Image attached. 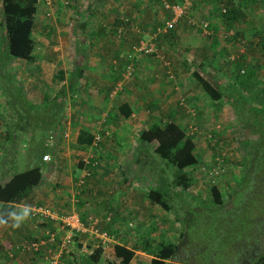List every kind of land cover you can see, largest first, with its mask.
<instances>
[{
	"label": "rangeland",
	"instance_id": "374dc122",
	"mask_svg": "<svg viewBox=\"0 0 264 264\" xmlns=\"http://www.w3.org/2000/svg\"><path fill=\"white\" fill-rule=\"evenodd\" d=\"M190 1L187 11L185 12L186 15L178 19L173 29L162 34L155 33L156 27L166 18H169L171 13L163 7L161 0H103L101 3L95 0H53L49 9L50 13H47L45 0H38V10L35 17L36 21L32 29V37L34 39L33 58L22 59L13 57L1 68L0 74H10V72L12 73L13 71L14 75L11 76V79H52L54 82L53 88L50 90V96L52 97L57 93L60 87L58 83L60 79H67L68 73L75 66L80 65L84 58L86 61L90 60L88 59L90 56L89 52L87 57V55L84 56L79 50L81 37L84 39V44L86 43L85 47H87L89 43H91V45H99L107 42L112 43V38L119 39L127 48L131 46L128 54L131 53L134 56H144L147 54L135 52L132 50V47L133 44L139 41L138 39L140 36L145 35L146 38L143 39L157 41V46L159 45L158 49H162V51H157L158 54H162L164 59L169 63L170 71H168V75L170 74V76L176 73L178 69L177 66L193 65L192 47H197L196 44H200V47L207 46L203 55H207L211 51H216V56L212 59V62H210L212 64L208 73L212 74L211 70H213V74L219 77V79H211L212 82H217L219 84L217 89L220 91L221 97L217 100L206 96V92L202 89L199 82L196 83L193 79H185L186 76L182 79H168V86L170 87L169 97L171 99L169 106L175 103V106L178 108L180 104H178L179 100L181 103H184L185 112L182 116L180 115V124L185 127L187 133L192 135L196 140L194 151L197 156V162L192 166L186 167V171L192 178L189 184L183 188L179 185H171L168 201L172 209L168 210L158 206L159 212H156L153 208L151 210L152 212H149L154 202L148 196L146 190L158 184V181L154 179H156L160 173L166 177V180L163 181L162 184L166 183V181L169 183L171 177L175 175L174 166L166 163V160L160 158L156 153L154 154L155 157L149 155V153L154 151L153 145L145 147L147 149L143 148V152L137 151L138 146H136V152L132 148H130L132 150L128 149L130 150L128 152L123 151L121 155H125L127 158L126 160L124 159L122 164L129 165V169L132 170L130 171L131 175L129 174L130 177L138 173L143 176L148 173L149 176H151L150 179L147 178L146 180L139 177L141 180L135 181L137 183L135 186L141 187V189L146 192L144 193V197L148 203L145 206H138L136 213L137 221L134 220V224L136 227L139 226L142 231L147 228L146 231L149 230V233L154 232L151 240L156 249L159 248L158 246L162 242L178 238L179 243L177 242V246L180 248L178 250V256L183 259L187 258L184 259V263L182 264H194L198 262L199 259H195L197 258L195 253L194 256H191L193 250L194 252H198L199 258L202 259V255L200 254L203 253L204 255L209 253V251L212 253L213 248L215 249L214 253L216 255L215 258H213L210 254L211 262L215 261L216 264L217 262L222 264H246L249 260H253V254H264V191L262 190L260 193L247 191L245 192L246 194H240L242 196H236V201H234V199L230 201L227 195L233 187L236 188L238 186L237 182L240 174L238 159H242V156L247 153V138H255L257 135L255 133H250L245 126L237 125L242 122H238L235 118V114L232 111V104L230 105V100L226 95V87L228 82L233 80L234 77L240 76V74H236L237 72L242 73V76L248 74L249 78L252 79L253 84L249 86L248 90L254 102L258 100V95L262 92L261 90L263 89L264 91V5L260 0H232V2L230 0ZM229 4H231V6L235 4L237 6L239 5V9L241 10L239 14L236 15L234 21L221 14L222 7L224 5L227 7ZM84 19L88 20V24H84L83 26L82 23ZM188 19L192 21H188ZM200 19H205L209 22L210 34H206V32L202 31V29L197 26ZM95 23L97 24L96 26ZM103 23L107 25V32L103 33L102 30V34L99 33L100 28H98V25H102ZM184 26L191 28L186 29L183 28ZM119 27L123 28L122 32H118ZM187 30H189V35H184L183 33ZM235 30L240 31V34L237 35L236 38L233 36ZM85 33L88 35H85ZM148 33H150V35L146 36ZM100 34L103 36L101 37ZM158 34L160 35L155 39V36ZM3 35L4 29L0 27V49L6 50V42ZM98 36L99 39L97 38ZM102 41L104 42L101 43ZM160 44L163 48H160ZM221 47H223L222 50H224V53L220 52V54H217V51H219ZM243 48L244 50L242 52L241 49ZM246 52L252 55H250L249 64L253 63L257 67L255 66L254 68L252 66L253 68H246L244 65H238L236 60L240 59ZM182 55L189 57L188 59L186 58L188 63H183L181 61ZM203 55L199 54L198 56L202 58ZM88 65L89 64L83 66V76L79 79H96L92 78V75H89ZM218 65L220 66L218 67ZM242 67H245L243 72L241 71ZM134 68L135 62L132 63V60H130L127 66L125 65L124 69L121 71L125 73V70L132 69V73L129 75L120 73V78L116 79H134L136 75V69L134 70ZM104 72L105 79L112 78V70H110L108 66L105 68ZM189 73L190 72H184L183 74L186 75ZM144 80L145 79H136L138 83ZM4 84L6 83L3 82V85ZM214 84L216 85V83ZM16 85L14 91L7 90L10 99H8L6 112L7 116H10L9 118H13L11 117L12 111L17 107L18 111L15 110L14 112V123L18 122L16 121V116H20L22 118L21 120L27 126L25 129L27 132H10L12 135L13 133H19L22 137L26 136V141L30 147L32 142L27 140V134H30L31 129L28 128H32L35 134L43 130L41 125L44 124L46 119H49V115L54 113V111L59 112L58 117L65 111H67L65 114L69 116L68 114H71V111H73L69 105L77 102V98H79L78 95H74L73 92V94L71 93L69 95V100H67L66 104L61 101L62 105H58L55 109L50 98L42 100L36 99L35 96H38L37 93H35L34 96V93L30 94L26 89L19 88L18 85ZM122 89L118 88L116 92L118 93L122 91ZM189 90L194 94H189V96H194L193 98H188ZM138 91L139 93H146L148 88L146 86L138 87ZM197 94L199 98L196 97ZM107 97L111 98L112 96L108 95ZM133 105L138 106L137 101L133 100ZM67 107L69 108L67 109ZM88 112L86 115L84 114L86 117L84 122H80L76 119V116L82 117V115L74 111L72 121H75V123L70 121V124H68L70 127H67L64 134L61 135L62 137H60L68 152L66 157L68 160H71L69 161L70 163L72 162L73 164L74 162L72 167H77L78 159L84 158L87 155L89 157V154H93L99 162L101 161L106 164L107 161H110V154L112 156L113 153H108L109 156L107 158L104 151L106 149L115 151L116 149H111L115 147L113 143V141H115V136L113 134L114 132L110 130L111 128L113 129L115 124L121 123L120 119H122V117L120 115L115 117L113 112L111 113V110H106L104 113H101L99 123L94 122V124H89L90 122L88 121H90L91 114L88 115ZM136 116L138 117L140 115H138V110L135 108V117ZM17 119H19V117H17ZM143 119L142 116V120ZM166 120H168L166 117L164 120L162 119L161 124ZM132 122H134V120ZM81 123H85L83 127L89 130L95 129L93 132L94 134L101 133V135H103L96 146L97 148L95 147L96 149L91 147L90 144L84 147V145H81L82 143L78 142L76 131L77 128H81ZM73 125L76 127V131L72 129ZM106 131H108V133H106ZM209 133L212 135L211 137L208 136ZM213 136L219 138L218 143L212 139ZM1 142L0 140V143ZM139 143H141L140 140ZM259 147L260 150L263 151V160H261L263 163L264 143H260ZM4 150L8 153L6 157L9 158L10 161L9 164L8 162L7 164L13 169L12 171L22 170L35 160L34 156H32V152L30 153L29 149H26V146H24L23 141L18 140L16 149L7 148ZM4 150L0 149V151ZM215 152L225 153V171L216 176L213 182H210L211 180H208L207 173L200 168V165L205 161L211 160L210 162H212ZM118 156H120V154ZM101 162L98 163L97 166H99ZM44 167L46 168L45 165ZM60 169H62V167H59L58 164L55 163L50 169L52 176L62 175L64 170ZM80 170H82V172L80 171V173L77 174L75 177L76 181H78V178L84 173L85 168ZM88 177L85 178L84 183H87ZM45 181H48L47 177H45ZM76 181L73 183V187L76 186ZM62 183V186L67 189L66 183H64V181ZM211 183H216L223 190L225 203L231 205L229 209L220 208L221 206L204 208L201 205H196V200H194L193 196L201 199H204L205 196L211 197L209 194V185ZM129 186L132 187L131 184H128V187ZM53 187H55V185H53ZM244 197H246L247 200L249 199L250 204H242ZM209 199L212 200V197ZM74 202L75 201H71V208L75 207ZM34 204L38 205L42 203ZM53 207L56 208L55 206ZM70 207L69 209H71ZM140 208L146 211V213H141V217L144 216L146 218L138 220V211ZM254 208H258V211ZM153 215L154 217H152ZM162 217L164 218L161 221L162 226L161 228H157ZM254 218L257 219L254 220ZM150 219H152V221L148 223L147 221H150ZM131 220L133 219L131 218ZM182 224H185L186 233L183 234L184 237L180 239V232L185 231ZM147 225L149 226L147 227ZM258 227L262 230V234H258V232L252 233V231H256ZM133 228L135 227L132 226L129 228L127 226V228L123 229L127 230ZM128 232L131 231H125L123 235H127L126 233ZM190 233L193 236L192 242L194 244H192V251L189 250L191 244L187 241ZM144 239L147 240V238ZM204 244H206L205 247ZM202 247L204 248L202 249ZM8 253L10 255V252ZM142 262L141 260L137 261L138 264H146ZM47 264H50L49 260H47Z\"/></svg>",
	"mask_w": 264,
	"mask_h": 264
},
{
	"label": "crops",
	"instance_id": "0c3cea01",
	"mask_svg": "<svg viewBox=\"0 0 264 264\" xmlns=\"http://www.w3.org/2000/svg\"><path fill=\"white\" fill-rule=\"evenodd\" d=\"M95 1L101 3V1L103 0H95ZM0 5H1V0H0ZM37 10H38V0H37ZM86 19H84L82 23L83 26L84 24H88V20ZM105 24L106 23H103L102 25H98V28H100L99 33H102V30L103 33L107 32V28H106L107 25ZM96 25L97 24L95 23V26ZM198 27L202 29L200 26ZM183 28L190 29L191 27L184 26ZM202 31L206 32L203 29ZM188 32L189 30H187L183 34L189 35ZM102 34H100L101 37L103 36ZM206 34H210V33L206 32ZM85 35L88 34L85 33ZM149 35L150 33L146 34V36ZM159 35L160 34L156 35L155 39ZM97 38L99 39V36ZM143 38H146L145 35L140 36L138 40ZM80 41H81V45L79 46L80 52H82L84 56L87 55V57L89 55L88 52L90 53V56L88 58L90 60L86 61V59L84 58V60L81 63L83 64V66L89 64L87 66L89 69L88 70L89 75H92V78H96V79H77V81L75 82V87L74 89H72V91L67 92L66 95L62 96V98L57 97L60 99V102L63 101L65 104L67 100H69V95L71 93L73 94V92L74 95L75 94L76 96L78 95L79 98H77V102L71 103L69 105L71 109H73V111H71V114H68L69 116L65 114V112L67 113V111H65L60 115L59 118H57V121H59V119L60 121L59 124L56 126V128L54 129L48 128L46 129V132H44L43 129L38 131L36 134L33 132L32 128H28L31 129L30 134H27V140H30V142L32 141L40 142V140L38 139L40 137V134L43 133L44 135V137L42 138L43 144L49 146L47 150L45 151L43 150V151L48 152L51 155V160H43L42 158L41 179L36 185L33 186L28 196H26L19 202L15 203L13 211L19 212L25 206L32 207L34 203H42L45 205H49V207H52L53 209L57 208L56 210L60 213L68 212L71 210L77 211L81 214L82 218L85 220L89 216L96 217L98 220V225L104 228L111 229L113 233H115L116 235L115 242H111L106 246V248L103 250L104 252L100 253L98 261L90 262V263L89 261L91 260L89 259L90 257L88 255L90 252H88L86 248L82 246L83 241L85 239L88 240L89 237H87L86 234L83 233H79L75 235L74 237L75 240L74 242L71 243L69 251L65 252L64 254H62V256L59 257V264H88V263L89 264H109V263L121 264L120 256L117 255L115 252V248H114L115 243L123 244L126 247L134 250L133 256L127 264H138L137 263L138 260L143 261L142 263L150 264L151 258L155 257L156 255L155 254L156 247L153 246V241L151 240V237L154 235V232L149 233L148 232L149 230L146 231L147 228L143 229L142 231L140 230L139 226L138 227L135 226L134 222L137 221L136 213L138 206L139 207H141L142 205L145 206L148 203V201L144 197V193L147 192L148 194L149 191V189L147 190L145 189L146 190L145 192L144 190L141 189V187L135 186V184H137L135 181L141 180L139 179V177L146 180L147 178L150 179L151 176H149L148 173L147 174L144 173L145 174L144 176L138 173L137 175L130 177L129 174L131 175L130 171L132 170L129 169L130 168L129 165L122 164V162H124V159L126 160L127 156L125 155L122 156L121 154L123 151L128 152L132 149L136 152V146H138L137 148L140 149V150L137 149V151L139 152H143V148L147 149L145 147H148L150 145L154 146L155 141L150 142V144L139 143V140L137 139V134L140 128L148 127L153 122H158L159 124H161V120L162 119L164 120L165 117L168 118V120L173 119L180 123L181 120L180 115L182 116V114L185 112L184 103H181L179 100L178 104L179 103L180 104L178 108L175 106V103L169 106L171 99L169 97L170 87L168 86V81H169L168 79H182L185 76H186L185 79H191V73L195 69L198 70L199 73L205 79H219V77L213 74V70H211L212 74L208 73L209 68L212 64L210 62H212V59H214V57L216 56L215 55L216 51H211L209 52V54L203 55L205 50L207 49V46L205 45L206 46L205 48V46L200 47V44H196L197 47H192L193 65L177 66L178 69L176 73L170 76V74L168 75V71H170L169 63L164 59L162 54H158V55L147 54L144 56L142 55L134 56L131 54V56L129 57L128 51L130 50L131 46L127 48V46H124L119 39H115V38H112L111 40L112 43L107 42L105 44H99V45H91V43H89L87 47H85L86 43L84 44V39L81 40L80 38ZM103 42L104 41H102L101 43ZM160 48H163L161 44H160ZM222 49L223 47H221L220 50L217 51V54H220V52L224 53V50ZM158 50L162 51V49H158ZM241 50L243 52L244 48ZM4 51H5L4 49L3 50L0 49V61ZM199 54H202L203 57L202 58L199 57L198 56ZM250 55H251L250 53L246 52L245 54H243V56H241V58L239 57L240 59H237L236 62L238 63L239 66L244 65L246 68L247 67L255 68L256 65H254L253 63L249 64L250 58L252 56ZM12 58H10V60ZM186 58L188 59L189 57L182 55L181 61L183 63H188V61H186L187 60ZM130 60H132V63L135 62L134 70L136 69V75L134 79H122V80L116 79V78H120L119 77L120 73L121 74L124 73V71L122 72L121 70L124 69L125 65L127 66V63ZM107 66L108 68H110V70H112L111 79L104 78V74H105L104 70ZM219 66L220 65H218V67ZM184 72L185 73L190 72V73L185 75L183 74ZM82 76L83 75L81 74V77ZM136 79H145V80L140 81V83H138ZM13 80L18 86H20L23 89H26V91L29 92L30 94L34 93L35 96V93H37L38 96H35L36 99L38 98L42 100V98L45 95H47L48 99L51 97L50 90H52L54 85L52 79H13ZM63 82L66 84L67 79H60V81H58L59 86H61ZM119 85H120L119 89L123 88L122 91L118 93L115 92L114 95L111 94V92L114 89L116 90L118 89L117 87ZM145 86L148 88V91L146 93L144 92L139 93L138 87H145ZM190 93H192L191 90L188 91V98H193L194 96L192 95L194 94L192 93V95L189 96ZM8 94L9 93L6 92L2 79H0V140L2 141L0 143V149L3 150L7 148L16 149L18 146V140L23 141V144L24 146H26V149H29L30 146L26 141V136L22 137L19 133L17 134L13 133V135H10L8 131V126H9L12 128L11 129L12 132L14 131L27 132L25 130L27 126L21 120L22 118L20 116H16V121L18 122L14 123V112L15 110L18 111L17 107H15L12 111L11 117L13 118H9L10 116H7L6 106L8 105V99H10L8 97ZM108 95L112 97L108 98L107 97ZM205 95L210 97L207 93ZM196 97L199 98V95L197 94ZM111 100H115V101H111ZM133 100L137 101L138 106L133 105ZM123 102H127L129 107L131 108V113L128 116H124L119 109V105ZM68 108L69 107H67V109ZM135 108L138 110V115H140L138 117L137 116L135 117ZM106 110L107 111L111 110V113L113 112L115 117L117 115H120L122 117V119H120L121 123L115 124L113 129L111 128L110 130L111 132H114L113 134L115 136V141H113L115 147H112L111 149L116 148L117 150L115 149V151L113 150L110 151L109 149H106L104 152L106 153L107 158L109 156L108 153L109 154L113 153L112 156L111 154L109 156L110 161H107L106 163L107 166L105 163H102L100 161L101 164L99 166L96 165L93 168V174L90 177H88L87 183H84L77 187L75 186L76 187L75 188L72 186L73 183L76 181L75 177L77 176L78 173H80V171L82 172V170L80 169H84L87 167L86 165L87 163L84 161L82 157L78 159L77 167L75 166L72 167L74 162L73 164L72 162L70 163L69 161L71 160H68V158L66 157L68 155V152L66 151L64 142L61 140L60 137H62L61 135L64 134L66 128L70 127V125H68L70 124V121L72 123L73 122L75 123V121H72V116L74 115V111L82 115L83 118L81 116H76V119L80 122L82 121L84 122V119L86 118L84 114L86 115L87 112L89 111L88 115L91 114V117H90V121L88 122H90L89 124H94V122L97 123L100 122L99 117L101 113H104ZM142 116L144 118L143 120H142ZM17 117H19V119H17ZM133 120L134 122H132ZM83 125H85V123H81V128L79 129L77 128V131L75 129L76 127L74 125L72 126V129L76 131L77 136L81 130H85L93 134L95 129L89 130L88 128L83 127ZM51 133H56L54 138H49V135ZM80 143H82L81 145H84L83 142ZM87 146H89V144ZM0 152H1L0 180L6 181L9 179V177L11 178L12 174L15 171H12L13 169H11L8 165L10 161V159L6 157L8 153L5 150ZM119 154L120 156H118ZM154 154H155L154 151L149 153V155L152 157H155ZM94 158L95 157L93 156L91 159ZM100 162L98 161V163ZM55 163H57L58 166L62 167V169L64 170L62 175L52 176L50 169L51 167H53ZM44 165L46 166L47 169L44 167ZM46 170L48 171V173ZM45 177L48 178L47 182L45 181ZM74 179L75 181L73 182ZM154 180L158 181V184H162L163 181L166 180V177H164L162 173H160V175L156 177V179ZM63 181L64 183H66L67 189H65L64 186H62ZM128 184H131L132 187L130 186L128 187ZM158 184L154 185V188H156ZM53 185H55V187H53ZM75 185L77 184L75 183ZM71 201H75L74 202L75 207L72 208L70 207ZM153 202L155 206L153 205L149 212H152L151 211L152 208L156 212H159L157 207L161 205L155 201ZM66 203L68 204V206ZM53 206H55L56 208H54ZM69 207L71 209H69ZM109 212L112 213V217L110 216V218H107ZM138 212H139L138 220H140L141 218L142 219L146 218L144 216L141 217V213H146V211L143 208L142 209L140 208ZM152 217H154V215ZM131 218L133 220H131ZM163 219H164L163 217L160 219V223L158 224L157 228H161L162 226L161 221ZM128 221H132V225H129ZM151 221L152 219H150V221L148 220L147 222L150 223ZM56 226H57V222L55 220L45 219L43 216L31 214V218L26 223H24L19 229H12L11 227H0V264H44V263L47 264V260H49V258L48 257L46 258V255L49 253L50 249H54L56 247V243L51 241L46 242L44 244H41L37 250L33 248H29L28 245L33 240H37L40 238H47L46 230L47 229L54 230L56 229ZM127 226L129 228L134 226L135 228L124 230L125 228H127ZM148 226L149 225H147V227ZM128 230H130L131 232L126 233L127 235H123V233ZM58 235L59 236L62 235V232H59ZM144 238H147V240ZM167 241H172V242L178 241V238ZM18 243H26L27 246L17 248L16 244ZM11 250H12V254H10L11 255L10 256L8 252H10ZM165 261H167L168 263L170 262L172 264L180 263L177 259L174 258H165ZM180 264H182V262Z\"/></svg>",
	"mask_w": 264,
	"mask_h": 264
},
{
	"label": "trees",
	"instance_id": "16d2710c",
	"mask_svg": "<svg viewBox=\"0 0 264 264\" xmlns=\"http://www.w3.org/2000/svg\"><path fill=\"white\" fill-rule=\"evenodd\" d=\"M230 1L232 2V0ZM260 1L264 5V0ZM239 8V5L237 6L236 4L232 6L229 4L227 7L224 5L221 9V14L227 18H231L234 21L236 15L241 11ZM0 11V27L4 29L3 38L6 42V50L3 52L0 61L1 70L5 63L7 64L9 59L12 57L22 59L33 58L34 39L32 37V29L35 23V16L37 12V0H1ZM239 34L240 31L235 30L233 34L234 38H236V36ZM83 68V64L75 66L68 73L67 83L65 84L63 82L55 96L50 97V101L54 104L53 106L55 109L58 107V105H62L60 99L57 97L62 98V96L66 95L68 91H72V89H74L75 82L81 77ZM237 74H240V78L234 77L233 80L228 82L226 87V95L230 100V105L232 104V111L235 114V118L238 122H242L241 124L237 125L245 126L248 128L250 133H255L257 136L255 138H247V153L242 156V159H238V164L240 165L239 180L237 182L238 186L236 188L233 187V189L227 193L230 201H232V199L236 201V196L238 197L240 194H244L247 191L253 193H260L262 190L264 191V162H261V160H263V151H261L259 147L260 143H264V91L263 89L261 90L262 92H260L258 95V100H255L256 102H254V100H252L253 98L251 97V94L249 93L250 91L248 90L249 86L253 84L252 79L249 78L248 74H245L244 76H242V73ZM12 75H14L13 71L12 73L10 72V74H0V79L6 83L4 84L6 92L7 90H15L16 83L13 79H11ZM191 79H193L196 83L199 82L202 89L211 98L217 100L221 97V93L217 89L219 84L217 82H212L211 79H205L198 70L195 69L192 71ZM214 83H216V85ZM18 87L21 88L20 86ZM45 98H47V95H45L42 99ZM119 109L124 116H128L131 113V108L127 102L121 103L119 105ZM58 114L59 112L54 111V113L49 115V119H46L44 124L41 125L44 129V132H46V129L48 128H56L60 121V119L57 121V118H59ZM8 131L10 135H12L10 132L11 127L9 126ZM43 137L44 135L41 133L38 139L40 142L32 141L31 147H29L30 153L32 152V156L35 158L32 164H29L22 170L15 171L8 180H0V213L13 211L15 203L28 196L33 186L36 185L41 179L42 153L49 148L48 145L43 144ZM213 137L212 139L218 143L219 138ZM137 138L142 144H150V142L155 141L153 146L154 152L158 154L160 158L166 160V163L174 166L175 175L171 177L169 183L166 181L164 184H158L156 188L150 187L148 191V196H150L153 201L160 204L164 209L171 210L172 207L168 201V194L171 191V185H179L181 188H183L189 184V181L192 180L191 175H189L186 171V167L192 166L197 162V156L194 151L196 140L194 137H192V135L187 133L185 127L173 119L166 120L163 124L153 122L148 127L140 128ZM92 139V133H89L85 130H81L79 132L78 141L83 142L84 146L91 144ZM93 148L96 149L97 147ZM218 153L219 152H215L213 156L215 157ZM210 161L202 162L200 168L203 165H209L211 163ZM93 168L94 167H91L90 169L91 174H93ZM209 194L212 197V200H208L211 197L205 196L204 199H201L193 196L194 200H196V205H201L204 208L217 206H221L220 208L225 209L230 208L229 206L231 205H227L224 201V197H222L224 196L223 190L216 183H211L209 185ZM243 199V205L246 203L250 204L249 199L247 200L246 197ZM254 209L258 211V208ZM110 216L112 217V213H110ZM255 219L257 218H254V220ZM182 226L185 228V231L180 232V239H182L184 237L183 234L186 233L185 224H182ZM98 227L101 230L113 232L111 229L101 227L100 225H98ZM257 232L258 234H262V230L259 229V227L256 231H252V233ZM188 237L189 238L187 241L189 244H191L189 250L192 251L193 236L190 233ZM178 241L162 242L158 246L159 248L156 249L155 257L151 258L150 264H172L165 261V258H178L177 260L180 263H184V259L187 258L183 259L182 257L178 256V250L180 249L179 246H177ZM205 246L206 244H204V247ZM204 247H202V249ZM114 248L116 254L120 256V263L127 264L132 258L134 250L120 243H115ZM212 250V253L209 251V253L204 255L200 252L202 259L199 258L198 252H194L193 250L191 256H194L195 253L197 256L195 259H199L198 262H195L194 264H216L215 261L211 262V255L213 258H215L216 255L214 253L215 249L213 248ZM102 252V246L94 247L93 250L88 254L90 257L89 259L91 260L89 263L98 261L100 253ZM252 257L253 260H249L248 262L245 261L246 264H264V254L257 253L255 255L253 254ZM217 264L222 263L217 262Z\"/></svg>",
	"mask_w": 264,
	"mask_h": 264
},
{
	"label": "built area",
	"instance_id": "2783aa9c",
	"mask_svg": "<svg viewBox=\"0 0 264 264\" xmlns=\"http://www.w3.org/2000/svg\"><path fill=\"white\" fill-rule=\"evenodd\" d=\"M53 0H45V4L47 6V13H50V7L52 5ZM190 0H161L162 5L168 9L171 13L169 18H166L162 23L157 25L155 33H165L168 30L174 28L175 24L177 23L178 19L181 16L186 15V11L188 8V3ZM188 21H192L188 19ZM198 26H200L203 30L210 33L209 30V22L205 19H200L198 22ZM123 28L119 27L118 32H122ZM135 52L143 53V54H156L158 55V46L155 41L152 39H140L136 44H133L132 47ZM131 56V53L128 55ZM160 56V55H159ZM244 71V68L241 69ZM132 73V69L125 70L124 74ZM120 85L117 87L119 88ZM116 89H114L111 94H115ZM190 112V111H189ZM108 133V131H106ZM56 133H51L49 138H54ZM101 133H93V139L91 142V147H96L98 142L101 140ZM208 136H212L210 133ZM225 153H218L214 158L213 161L209 165L201 166V169L207 173L208 178L211 181H214V178L218 176L220 173L225 171ZM93 154H89L83 158L84 161L87 163V167L85 168L84 173L78 178L76 181V186H80L84 184L85 178L91 175V167H95L98 164V160L96 158L91 159ZM43 160H51V155L48 152L43 153L42 155ZM31 214L32 215H40L43 216L45 219H52L57 222L56 229H47V238H40L37 240H33L28 245L29 248H33L37 250L41 244L46 242H54L56 243V247L54 249H50L49 253L46 255V258H49L50 264H59V257L62 256L65 252H68L70 249V245L75 240V235L79 233L86 234L89 237L88 240H84L82 246L86 248L88 252H91L94 247L102 246L103 250L106 246L111 243L115 242L116 235L113 232H107L105 230H101L98 227V220L96 217L89 216L86 220H84L81 214L77 211L71 210L68 212H58L56 209L49 207L47 205L38 204L32 205L31 207ZM110 218V213L108 217ZM129 225H132V221H129ZM59 232H62V235H58ZM27 246L26 243H18L16 247H25ZM104 252V251H103ZM12 254V250L10 251Z\"/></svg>",
	"mask_w": 264,
	"mask_h": 264
},
{
	"label": "clouds",
	"instance_id": "9594fccd",
	"mask_svg": "<svg viewBox=\"0 0 264 264\" xmlns=\"http://www.w3.org/2000/svg\"><path fill=\"white\" fill-rule=\"evenodd\" d=\"M31 212V207L25 206L19 212L8 211L7 213H0V227L19 229L31 218Z\"/></svg>",
	"mask_w": 264,
	"mask_h": 264
}]
</instances>
